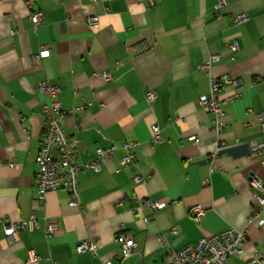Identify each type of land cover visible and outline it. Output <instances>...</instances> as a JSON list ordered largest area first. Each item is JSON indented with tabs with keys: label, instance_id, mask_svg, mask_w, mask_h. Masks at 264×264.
I'll use <instances>...</instances> for the list:
<instances>
[{
	"label": "crops",
	"instance_id": "crops-1",
	"mask_svg": "<svg viewBox=\"0 0 264 264\" xmlns=\"http://www.w3.org/2000/svg\"><path fill=\"white\" fill-rule=\"evenodd\" d=\"M220 1L36 0L29 8L25 0H0V264H26L32 253L45 264H116L122 232L138 242L127 264H171V250L229 227L247 230V241L245 255L228 264L264 251V213L248 224L259 207L250 182L264 181V154L251 152L263 136L264 0ZM32 11L44 14L39 26ZM240 14L249 18L236 24ZM93 16L98 29L88 27ZM235 41L239 50L232 52ZM44 49L49 58L34 62ZM212 57V76L239 80L222 91L239 96L223 106L227 127L219 147L214 115L200 103L210 93L200 65ZM108 71L111 79L103 75ZM44 81L61 89L57 100L65 109L90 103L62 123L81 161L99 147L139 143L134 164L123 167L119 149L100 172L81 173L76 205L64 188L45 200L38 188ZM152 89L157 98L148 101ZM155 126L162 145L151 141ZM154 202L167 205L157 210ZM198 204L205 209L200 221L191 215ZM33 215L34 230L6 238L3 223ZM84 241L97 244L96 255L78 253Z\"/></svg>",
	"mask_w": 264,
	"mask_h": 264
},
{
	"label": "built area",
	"instance_id": "built-area-1",
	"mask_svg": "<svg viewBox=\"0 0 264 264\" xmlns=\"http://www.w3.org/2000/svg\"><path fill=\"white\" fill-rule=\"evenodd\" d=\"M26 4L32 7L36 0H25ZM225 0L220 1V3ZM30 18L35 24L39 26L44 18L41 11H32ZM247 14H240L236 17V24H240L247 20ZM88 27L91 29H98L100 27V19L98 16H93L88 19ZM232 52L239 50L238 42H233L229 46ZM137 49H141L137 47ZM49 58V50L44 49L34 57V62ZM214 61L213 57L200 65V68L207 72L210 76V93L200 97V103L204 110L214 115L213 129L217 135L214 141L215 146L219 147L221 144V137L225 133L227 124L224 119V104L234 102L239 93L234 92L231 95L223 96L222 91L225 84L231 83L238 86L239 80L234 79L229 74H224L219 77L211 75V64ZM120 63L116 65L119 66ZM106 79H111V73H103ZM39 92L45 94L48 99L43 106V112L46 118L45 130L43 135V142L40 153L37 157V178L38 188L41 199L45 200L48 192L57 191L60 188L66 189L73 197V205L77 204V195L79 187V175L87 170L95 172L101 171V162L109 160L119 149L124 152L121 159V165L128 167L134 164L137 160L136 149L139 147L138 142H123L121 145L115 144L110 147H99L96 149L95 156L88 161H81L79 155L72 146V136L63 127L62 123L68 116L75 115L79 111H84L90 103L83 99L79 105L73 106L70 109H65L63 105L57 100L61 89L49 81H44L39 85ZM78 95V93H76ZM157 98L156 90L152 89L148 95L147 100L153 101ZM261 120L263 136L261 140L255 141L251 147V152L257 156L264 154V110L258 113ZM161 127L155 126L153 128V135L151 138L155 146L162 145L164 139L161 134ZM192 142H197L196 137L190 138ZM264 163V161H263ZM141 177L136 176L134 181L141 182ZM251 186L254 189V196L258 200V211H255L252 217L249 218L250 225L254 219L259 217L260 213H264V181L255 179L251 180ZM154 209H162L167 204L165 202L151 203ZM191 215L196 221H200L205 216V209L201 204L195 205L191 209ZM5 226V236L9 241H16L18 239V232L21 228H29L34 230L37 227V221L33 215L29 221L26 222H8L3 223ZM260 225H264V220H260ZM54 227L49 225L46 228L48 237L53 232ZM177 230H173L176 234ZM162 238V237H160ZM115 241L120 247L121 257L116 264H127L128 259L133 255L138 247V242L131 233L122 232L117 235ZM247 241V230L239 231L234 227H229L224 231L214 234L212 236L202 237L196 243L186 245L180 250H171L170 263L171 264H228L231 257H242L245 255V245ZM98 246L93 241H84L78 245V253H89L96 255ZM26 264H45L44 259L32 253ZM100 264H114L112 261H104ZM244 264H264V251H257L255 255L244 261Z\"/></svg>",
	"mask_w": 264,
	"mask_h": 264
}]
</instances>
